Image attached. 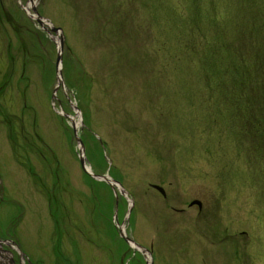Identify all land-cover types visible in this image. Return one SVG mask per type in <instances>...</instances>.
I'll list each match as a JSON object with an SVG mask.
<instances>
[{"label": "rangeland", "instance_id": "obj_1", "mask_svg": "<svg viewBox=\"0 0 264 264\" xmlns=\"http://www.w3.org/2000/svg\"><path fill=\"white\" fill-rule=\"evenodd\" d=\"M30 1L0 0V247L15 264H264V169L234 122L227 130L230 114L203 103L198 70L164 51L176 47L169 1L36 0L56 31L30 16ZM235 1L213 6L224 15ZM253 9L257 21L264 0ZM201 22L210 33L212 20ZM68 115L92 170L104 173L107 157L127 197L83 172Z\"/></svg>", "mask_w": 264, "mask_h": 264}, {"label": "trees", "instance_id": "obj_2", "mask_svg": "<svg viewBox=\"0 0 264 264\" xmlns=\"http://www.w3.org/2000/svg\"><path fill=\"white\" fill-rule=\"evenodd\" d=\"M167 1L171 11L167 19L176 20L178 25L174 24L175 32L170 33L176 45L174 52L167 42H164V51L167 49L172 54H168L173 60L171 62L182 60L181 63H184L186 60L198 70L202 82L200 86L206 91V99H202L205 106H211L213 98L217 112L226 119L230 114V124L225 122L227 130H231L234 122L237 135L241 137L239 133L245 134L246 141H251L246 147L255 160L251 161L252 165L264 169V16L258 18L257 21L261 20L259 23L251 16V12L257 15L253 9L256 0H247L249 6L243 5L244 0H236L224 15H218L222 12L215 10L213 0H206L209 3L207 8L200 3L201 0H189L187 9L186 0ZM181 7L182 10L185 8L184 12L179 10ZM203 18L213 22L210 33L209 26L200 25ZM114 23L117 37L127 31L122 19L112 20L111 24ZM172 28L174 26L170 30ZM239 125L242 131L238 129ZM25 150L23 148L22 151ZM206 152L211 153L207 148ZM28 171L31 169L28 168ZM46 196L50 204H61L56 199L52 200L51 194ZM56 254L59 255L57 259L62 261V255ZM138 258L142 259L140 255ZM131 263L136 264V260L131 259Z\"/></svg>", "mask_w": 264, "mask_h": 264}, {"label": "water", "instance_id": "obj_3", "mask_svg": "<svg viewBox=\"0 0 264 264\" xmlns=\"http://www.w3.org/2000/svg\"><path fill=\"white\" fill-rule=\"evenodd\" d=\"M35 14H36V20L42 24V19H41V16L38 14V12L36 11L35 8H33ZM57 29H60V28H57V27H53L52 30L53 31H56ZM61 51H58L57 52V57H56V69H57V79L58 81H61V70H60V62H61ZM74 130V129H73ZM74 135L76 137V141L77 143L80 145V152H79V161H80V164H81V167L82 169L84 170V172H86L87 174H89L90 176L96 178V179H100V180H104L106 181L108 184L112 185L111 183V180H110V177L107 176V173L105 174H102V175H98V174H94L92 173L91 171H89L87 168H86V158L84 156V145L82 143V140L80 139V137L76 134V132L74 131ZM113 182L119 184L120 186V191L123 193V192H126V190L122 187L121 183L118 182L117 180L115 179H112ZM151 187H153L154 189H156L157 191H159L163 196H165V192H164V189L162 186L158 185V184H150ZM193 204H196L198 206V208H201V201L197 200V199H194L192 201L189 202V206L193 205ZM121 235L127 240V237L124 236V234L121 232ZM1 243V241H0ZM137 244V243H135ZM138 245V244H137ZM139 247H141L143 250H147L146 248L142 247L141 245H138ZM0 255H2L0 253ZM3 256V255H2ZM10 260L12 261V259L10 258ZM1 263V262H0Z\"/></svg>", "mask_w": 264, "mask_h": 264}, {"label": "bare ground", "instance_id": "obj_4", "mask_svg": "<svg viewBox=\"0 0 264 264\" xmlns=\"http://www.w3.org/2000/svg\"><path fill=\"white\" fill-rule=\"evenodd\" d=\"M35 3H36V0H32V1H30V2L26 5V7H25V8L27 9V11H29L32 7H34V6L36 5ZM30 16L33 18L32 14H30ZM54 38H55V37H54ZM68 118H69V120L71 121V125H72L74 131L78 134V129H77L78 124H79L78 120H76L73 116H70V115H68ZM74 119H75V120H74ZM86 168H87L89 171H92V168H91L88 164H86ZM113 186H114V185H113ZM114 187H115V186H114ZM116 192L118 193L119 190H116ZM123 195H124V194H123ZM117 227H118L122 232L125 233L124 225H123L122 222H118ZM0 241H1V240H0ZM2 243H3V242L1 241V244H2ZM4 244H6V243H4ZM133 251H134V249H133ZM8 255H10V253L7 252L6 256H8Z\"/></svg>", "mask_w": 264, "mask_h": 264}]
</instances>
